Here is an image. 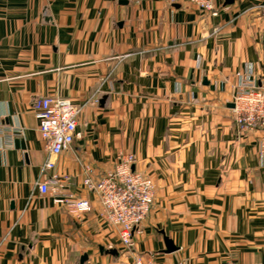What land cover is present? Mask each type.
Returning <instances> with one entry per match:
<instances>
[{
	"label": "crops",
	"instance_id": "1",
	"mask_svg": "<svg viewBox=\"0 0 264 264\" xmlns=\"http://www.w3.org/2000/svg\"><path fill=\"white\" fill-rule=\"evenodd\" d=\"M215 8L0 0V264H264L261 133L230 107L238 74L264 93V0ZM47 97L82 107L54 172L89 213L38 190L48 153L33 105ZM129 154L155 186L131 251L84 186Z\"/></svg>",
	"mask_w": 264,
	"mask_h": 264
},
{
	"label": "built area",
	"instance_id": "2",
	"mask_svg": "<svg viewBox=\"0 0 264 264\" xmlns=\"http://www.w3.org/2000/svg\"><path fill=\"white\" fill-rule=\"evenodd\" d=\"M171 3L188 2L199 7L203 12L216 16L215 0H170ZM239 83L235 86L232 108L235 122L244 132L258 131V157L264 168V93L247 76L238 74ZM33 109L39 121V134L48 153L45 164L37 181L41 194L51 195L56 205L63 206L74 215H82L92 211L89 200L64 194L70 179L54 172L56 159L70 149L78 133V120L82 107L70 101L56 98H37ZM136 162L134 155H126L119 159L115 168L95 180L87 170L84 186L92 192L102 209V217L111 225L119 228V236L123 246L131 251L136 241L135 235L140 233L142 223L151 212L155 186L153 181L133 169ZM134 264L145 263L141 256ZM223 264H236L227 259Z\"/></svg>",
	"mask_w": 264,
	"mask_h": 264
},
{
	"label": "water",
	"instance_id": "3",
	"mask_svg": "<svg viewBox=\"0 0 264 264\" xmlns=\"http://www.w3.org/2000/svg\"><path fill=\"white\" fill-rule=\"evenodd\" d=\"M230 107L233 108L234 105L231 104ZM166 245H167V252L168 253L173 252L175 250V248L172 246L171 241H169L168 239L166 240ZM86 259H87V257L83 256L82 259H81V262L83 263Z\"/></svg>",
	"mask_w": 264,
	"mask_h": 264
}]
</instances>
